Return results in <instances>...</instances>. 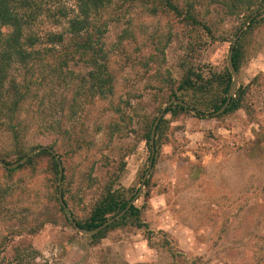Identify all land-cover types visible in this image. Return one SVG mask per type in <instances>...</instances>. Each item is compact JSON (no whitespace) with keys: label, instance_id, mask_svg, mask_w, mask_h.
I'll list each match as a JSON object with an SVG mask.
<instances>
[{"label":"rangeland","instance_id":"obj_1","mask_svg":"<svg viewBox=\"0 0 264 264\" xmlns=\"http://www.w3.org/2000/svg\"><path fill=\"white\" fill-rule=\"evenodd\" d=\"M242 1L251 4V12L262 8L263 0ZM18 3L26 19L21 42L32 54L25 63L14 57L5 71L0 159H18L7 129L13 118L10 124L24 130V152L46 146L61 156L65 200L81 223L106 191H124L125 200L139 191L151 156L146 136L152 122L187 75L209 79L224 72L251 13L248 3L176 0L212 29L213 41L164 7L154 15L139 0H112L94 17L105 28L94 48L107 54L113 93L93 99L87 78L96 67L76 47L84 35L70 32L79 1ZM0 32L2 52L12 28ZM58 35L64 42L49 44ZM243 43L238 76L239 89L246 91L244 107L218 118L199 119L193 111L164 116L157 159L135 204L139 221L128 217L92 239L61 210L58 174L49 157L15 173L0 166V264H264V20ZM15 88L23 94L17 108ZM219 90L215 83L211 91ZM178 94L207 111L201 105L210 101L205 92ZM218 160H228L221 172ZM243 203L254 204L253 210Z\"/></svg>","mask_w":264,"mask_h":264},{"label":"trees","instance_id":"obj_2","mask_svg":"<svg viewBox=\"0 0 264 264\" xmlns=\"http://www.w3.org/2000/svg\"><path fill=\"white\" fill-rule=\"evenodd\" d=\"M78 6H79V16L72 20L71 26H70V32L74 34L75 36H82L84 35L83 43L76 45L81 51H83L85 54L89 55L91 57V63L93 66L96 67L94 71H92L87 78V84L90 85L88 88V97H91L93 99L100 98L105 99L109 95L113 93V87H114V78L110 74L108 63L105 61L107 59V54H105V51L103 47L96 46L94 48V45L98 44L101 38L104 35V27L102 24H100L98 21L95 20V15H98L104 8H106L109 4H111L112 0H78ZM124 2H127L129 0H123ZM136 1V0H132ZM144 3V5H148L147 11L151 14L156 15L158 12V7H161L169 12H172L174 15L177 16V18H182L183 22L192 28H195V30H203L206 31L207 34H209L210 38L215 41L212 29L209 28L204 22H202L200 19H198L195 15L191 13L190 10L183 11L178 4L176 3V0H139ZM218 1V0H217ZM222 4L230 6L236 5V3L240 4H247L248 2H244L242 0H220ZM159 5V6H158ZM247 8L250 9V12L252 11V6L250 3L247 4ZM20 7V4L18 3V0H0V29L4 27L12 28V34L8 37L6 40L4 46L6 45V49L2 52L0 51V94H1V88L4 84V81L6 79L5 71L11 64V62L17 58L24 63L28 61V59L31 57L32 53H27L23 49V45L21 42V38L23 36V30L24 25L26 24V19L22 17L18 13V9ZM262 8H264V0L262 3ZM261 8V9H262ZM253 11L249 14L247 19H249L254 13L258 12ZM264 20V15L260 16L259 18L255 19L249 26L247 32L244 33V36L242 39L239 40L235 52L233 55V63L236 68V71L239 72L240 67L244 60V39L246 36H248L259 24V22H262ZM99 24V25H98ZM103 27V29H102ZM237 36V35H236ZM97 39V40H96ZM2 41V35L0 32V43ZM50 42L49 44H61L64 42V36L58 35V36H51L48 40ZM31 45H35L36 42L33 40L30 41ZM50 51V49L48 50ZM15 57V58H14ZM99 60H103V62H100ZM91 65V64H90ZM196 75V74H195ZM193 79L190 75H187L186 78L181 82L180 86L177 88L175 92H172L170 96V100L172 99H178L181 100L191 106V109L184 108L182 106L178 105H172L168 108L166 115L171 114L172 116L178 115L181 112H190L198 111L196 113L195 117L199 119H203V114H212L218 112L226 103L230 88L233 84V76L231 72L227 68L222 73H212L210 74L209 79L203 78L202 74H197L194 76ZM218 84V87L220 88L219 94L214 95L211 91L212 88H214V84ZM188 91H203L205 94L210 98L209 100H206L204 104H201L202 106H205L207 111L204 109H198L196 105H193L192 103H189L185 99H182L181 96L178 93L188 92ZM14 95L16 98L15 101V108H17L20 99L22 98L23 94H20V91L18 88L14 89ZM246 96V91L243 88H240L235 97L232 99L230 106L227 108L226 112L219 116H226L229 114H233L240 109L244 107V99ZM2 102H0L1 105ZM14 112V111H13ZM2 117H0L1 119ZM7 119H9L8 115L6 116ZM218 118V117H217ZM13 118L10 119V122ZM156 120V119H155ZM155 120L152 122L148 134L146 136L147 143L150 145V137L152 128L154 125ZM10 122L7 125V129H9L12 133V137L15 141V152H17V162L22 160L24 157H26L29 153L24 152L23 147H20L21 141L23 139L24 130L21 129L18 125L10 124ZM166 123L165 118L161 120L158 129H157V135H156V156L154 160L157 159L158 155V148H159V138L161 132H163L164 124ZM79 142V140H77ZM52 148V147H51ZM151 148V146H150ZM46 156L51 159L54 165V169L56 171L57 176V183L59 180V164L55 158L49 151H41L34 155L32 158H30L25 164L20 166L18 169L15 170H8L4 168L8 173H15L19 170L24 169L27 166H32L35 159ZM151 157V156H150ZM61 159V156H60ZM1 160V159H0ZM150 160V158H149ZM2 162L11 165L15 163H9L5 161L4 159L1 160ZM65 170H64V177L63 182L65 181ZM148 185V182L147 184ZM58 194H59V186H57ZM121 190L113 192L112 190L106 191L102 199L99 201V203L95 206L90 218L85 222L81 223L78 220H76L77 224L82 227L83 229H86L88 231L94 230L104 223H106L111 218L115 217L119 213H121L128 204L134 199L136 196L135 193L129 200H125L123 198ZM64 200L65 195L63 193ZM57 201L60 204L59 197L57 198ZM65 203L67 205V202L65 200ZM61 206V204H60ZM61 210L64 212L63 207L61 206ZM139 213L140 210L134 205L130 209V211L118 222L104 230L103 232H100L97 235L91 236L92 239H99L103 238V236L110 230L115 228L121 223H124L128 217H136V221H139ZM143 225V224H138ZM146 228L147 226L144 225Z\"/></svg>","mask_w":264,"mask_h":264},{"label":"water","instance_id":"obj_3","mask_svg":"<svg viewBox=\"0 0 264 264\" xmlns=\"http://www.w3.org/2000/svg\"><path fill=\"white\" fill-rule=\"evenodd\" d=\"M262 15H264V8L260 9L256 13H254L248 19L244 28L238 33L235 40L233 41V43L231 45L230 52H229L228 61H227L228 69L233 76V84L230 88L227 101H226L225 105L218 112L212 113V114H203L204 117H206V118H217V117L223 115L226 112L227 108L230 106L232 99L235 97L237 90L239 89V76H238V72L236 71V68L234 66V63H233V55L235 52V48H236L241 36L243 35L246 27L249 26L255 19L259 18ZM172 105H178V106H182V107L187 108V109H191V107L187 103H185L181 100H178V99H172L164 106V108L161 110L160 114L157 116V118L154 122L153 128H152L151 137H150L151 157L149 160L148 169L144 175V178L142 180V183H141V186H140L138 193L136 194L134 199L128 204V206L121 213H119L115 217L111 218L106 223H104L103 225H101L100 227H98L94 230L88 231L86 229H83L82 227H80L77 224L74 217L71 216L70 210H69L68 206L66 205L65 200H64V196H63L64 167L60 161V158L54 152V150H52L49 147L42 146L40 148L35 149L34 151H32L30 154H28L26 157H24L19 162H16L15 164L8 165V164L0 161V166H2L3 168H6L8 170H15V169H18L23 164H25L30 158H32L37 153H39L41 151H45V150L49 151L53 156H55V158L59 164V180H58L59 194H58V197H59L60 204L64 209L65 214L68 215V217H69L70 224L72 225V227H74L82 235L89 236V237L97 235L100 232H103L104 230H106L107 228L112 226L113 224H115L116 222L120 221L130 211L132 206H134L136 204V202L140 199V197H141V195H142V193L146 187L147 181L150 178L153 167H154V160H155V156H156L155 142H156V135H157L158 126H159L161 120L163 119V117L165 116L168 108L171 107ZM195 113H198V111H195Z\"/></svg>","mask_w":264,"mask_h":264},{"label":"crops","instance_id":"obj_4","mask_svg":"<svg viewBox=\"0 0 264 264\" xmlns=\"http://www.w3.org/2000/svg\"><path fill=\"white\" fill-rule=\"evenodd\" d=\"M227 162H228V160H224V161H219L218 160V162H217V164H216V162H215V164H216V168H217V170H218V172H221V170L224 168V167H226V165H227ZM224 176H227V175H224ZM244 179V178H243ZM246 180L248 179V177L247 178H245ZM244 179V180H245ZM243 180V181H244ZM243 181H242V183H243ZM227 195H228V193H226V190H225V195H224V203H226V201H227ZM228 196H230V195H228ZM254 199L255 200H258L259 201V199L260 198H255L254 197ZM261 201H263V199L261 200ZM248 204V203H247ZM246 203H243V209H246V211L247 210H253L252 209V205H254V204H252L251 206H248ZM259 203H257L256 205H258ZM251 207V208H250Z\"/></svg>","mask_w":264,"mask_h":264}]
</instances>
